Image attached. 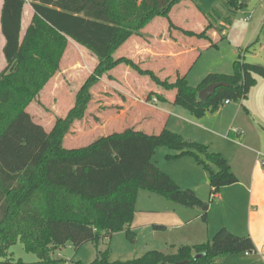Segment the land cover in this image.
Listing matches in <instances>:
<instances>
[{"label": "trees", "instance_id": "1", "mask_svg": "<svg viewBox=\"0 0 264 264\" xmlns=\"http://www.w3.org/2000/svg\"><path fill=\"white\" fill-rule=\"evenodd\" d=\"M0 1L6 62L0 73V264H28L9 257L10 248L18 242L38 255L39 262L33 264H66L54 258L55 251L69 245L77 252L87 244L111 241L118 233H126L134 242L132 224L140 190L198 209L207 223L210 203L195 191L182 189L153 157L166 147L176 153L169 158H193L210 173L212 199L239 180L230 163L208 146L168 129L156 135L126 130L80 149H66L63 141L73 124L85 118L92 88L120 65L150 77L166 91H175L174 104L195 118L217 111L226 101L244 100L256 85V77L264 78V66L239 58L232 75L210 74L192 87L187 77L179 76L174 83L163 81L132 60L114 56L132 37L142 36V30L156 18L166 19L170 31L211 42L207 33L217 28L216 10L208 15L207 29L197 34L178 28L170 18L175 6L193 0ZM242 1L223 0V7L234 12L243 7ZM27 4L34 17L22 35ZM70 41L88 50L98 65L78 91L73 108L48 132L33 120L28 108L59 72ZM220 83L228 86L219 87L203 105L199 92ZM108 252L98 251L91 264H224L230 256L254 254L256 247L251 237L223 228L208 243L182 246L174 254L150 251L133 261L111 262ZM196 255L203 256L194 260Z\"/></svg>", "mask_w": 264, "mask_h": 264}, {"label": "crops", "instance_id": "2", "mask_svg": "<svg viewBox=\"0 0 264 264\" xmlns=\"http://www.w3.org/2000/svg\"><path fill=\"white\" fill-rule=\"evenodd\" d=\"M221 2L223 3V0ZM242 4L243 7L237 11L226 10L224 20L216 17V22L214 23H216L217 28L207 33L211 42L185 37L177 30L170 31L169 22L166 19L167 23H162L161 28L160 25L156 28L161 29L159 33H151L149 29L155 24V20L159 19L156 18L142 30V36L132 37L114 56L116 59H130L141 66L142 69L151 70L156 74L151 68H144V62L142 61L144 56L162 55L163 53L159 51L161 48L167 49L169 56H178L180 48L187 45L185 47L189 48L188 50L193 53V57L187 60L185 67L178 68V65L173 67V82L179 76L187 77L188 79L193 67L202 58L203 54L211 50L220 51L222 49L223 51H220V54L224 56V61L207 70L208 72L204 74L205 76L207 74L232 75L234 73V64L239 58L249 64L264 66V23H260L261 17L259 18L261 14H264V0H243ZM2 6L3 2L0 1V12ZM177 6L173 8L170 15L171 21L175 26L197 34L207 29L210 23L208 15L212 12L207 13L193 5L194 11L191 13L197 17L200 23H182L183 20L180 23L172 17L173 11ZM247 8L250 13L246 12L245 19H252L251 23H232L233 19ZM28 10L30 15L27 17ZM259 12L261 13L259 14ZM33 17V9L30 4H27L23 18L22 35L25 34ZM0 38V55L2 54L4 57L5 40L1 34V28ZM227 41L228 45L226 44ZM212 44L215 46H212ZM76 45L79 46L78 44ZM251 45L254 46L251 47ZM125 47H127L126 54L117 57ZM81 48L86 50L83 47ZM171 59L177 60L179 57ZM95 61L98 65L96 58ZM5 67L4 58L0 73ZM128 68L125 67V72L130 69ZM112 74L109 73L108 78ZM122 82L124 84L122 85V87L124 86L122 90H112H114V95L118 98L116 106L122 112L124 119L130 117V122L124 126V131L134 130L149 135H156L169 128L168 121H170L169 118L172 115H176L177 118L182 117L183 119L181 120L184 124L180 126L173 125L169 130L181 135L188 141L208 145L212 151L220 153L230 163L233 173L239 180L235 185L222 188L220 193L214 197L209 209L210 213L208 212L207 223L202 220L201 211L198 209L186 208L171 202L163 196L148 191H141L143 192L142 194H146L142 197V203H145L143 213L147 215L157 213V215H154L156 217L148 216L142 218L138 217L139 212L136 211L132 224L133 230L142 229V232L146 233L147 237L150 238V241L146 244L149 249L148 252L159 251L165 254H174L182 246L206 244L219 230L226 228L236 235L251 237L255 244L256 252L251 255L230 256L225 260L224 264H264V78L256 77V85L241 102L224 103L220 109L215 112H208L202 118H195L181 106L178 107L182 109H178L177 105L174 104L175 91H166L156 85L157 89L155 91L146 90L141 93L135 88L137 86L136 82L135 84L128 80ZM50 83L51 81L40 93L39 97H41V100L44 97H49L50 88L53 87H51ZM53 94L60 96L59 92ZM151 94L159 96V98L155 96L152 98L158 100L157 106L148 103ZM160 96L165 100H162ZM143 101L147 103H143ZM162 103L164 105L163 109L159 107ZM148 110L151 115L155 114L158 117L157 122L147 120L148 117L145 114L148 113ZM30 114L32 116V113ZM116 114L118 115V113ZM32 118L33 120L35 119L33 116ZM36 123L42 125L39 121H36ZM231 128H235L240 132L239 137L230 135ZM156 156L157 152L153 157V162L180 187H189L195 191L198 197L204 201L207 200L210 189L209 174L193 158H179L174 163L177 166H183V168L182 170H177L176 167L174 168L175 165L173 163L164 161L162 158L156 160ZM139 200L140 197L137 198L136 207ZM240 200H242L241 203H239ZM237 209L243 210L240 218L232 216V213L237 211ZM88 245L91 244L86 246ZM92 245L96 246V244ZM68 247L71 248L69 245ZM98 249L97 251H100Z\"/></svg>", "mask_w": 264, "mask_h": 264}, {"label": "rangeland", "instance_id": "3", "mask_svg": "<svg viewBox=\"0 0 264 264\" xmlns=\"http://www.w3.org/2000/svg\"><path fill=\"white\" fill-rule=\"evenodd\" d=\"M193 5L201 8L203 11L209 13L213 10L218 13V18L220 17L222 20L226 17V10L223 7V3L221 0H194L192 2H184L181 5L177 6L174 11L172 17L181 23H200L197 20V17L194 16L191 12H193ZM248 8L240 12L238 16L233 19L232 23H251L252 19H245L246 12ZM250 13V11H248ZM261 12H259L260 14ZM30 15L28 10L27 17ZM260 23H264V14L260 15L259 18ZM244 20V21H243ZM155 24L152 28L149 29V32L155 33L161 30L162 23H167V21L163 18L156 19ZM160 25L159 29H156ZM1 43V38H0ZM184 43V42H182ZM181 43V45H182ZM228 45V41L226 42ZM225 44V45H226ZM187 46V45H185ZM182 47L179 50L178 56H169L167 49H160L162 55L156 56H144L142 61L144 62V68H151L156 72V75L161 79H165L171 83L173 82L174 74L173 67L178 65V68L185 67V64L188 59L193 57V53L189 51L188 47ZM220 51H223L222 49ZM220 51L211 50L210 52L204 53L202 58L198 61V63L193 67L191 71L188 82L191 86L197 87L201 81L208 75L206 72L211 67L218 65L221 61H224V56L220 54ZM127 52V47L123 48L120 54L117 57L123 56ZM193 52V51H192ZM225 53V52H224ZM116 55V54H115ZM179 59L174 60L171 58ZM4 62V57L0 55V67ZM97 66L95 58L92 54H90L87 50H83L81 47L77 46L74 42L70 41L68 43L67 50L63 56L60 70L56 74V76L51 80V87L49 97H44L41 100L36 99L35 102L31 104L28 108V112L32 113V116L35 118L34 121H39L42 123L46 131L51 130L54 127L58 118H64L67 116L70 109L74 106L76 94L81 87V85L86 81L88 76L93 72L94 68ZM123 65L118 66L113 70V73L110 78L108 75L104 76L102 82L92 88L91 90V102L88 105V109L86 112V116L83 120L77 121L73 124L70 132L65 136L63 141V147L66 149H80L83 147H87L92 144L98 138L107 136L114 132L119 133L124 131V126L129 124L130 117L124 119V116L120 109L117 108L116 102L118 98L114 95V90L123 89L122 85L124 80H128L135 84L137 91L144 93L146 90H156L157 87L150 77L142 76L138 72L132 70H126ZM141 67V66H140ZM142 68V67H141ZM125 72V73H124ZM131 75V76H130ZM161 79V80H162ZM169 79V80H168ZM164 81V80H163ZM119 83V84H118ZM156 87V88H155ZM160 87V86H158ZM162 88V87H161ZM114 89V90H112ZM163 89V88H162ZM165 90V89H164ZM59 92L60 96H55L56 93ZM155 97L159 98L158 95L153 94ZM57 97V98H55ZM150 97V96H149ZM145 101H143L144 103ZM147 103V102H145ZM161 109L164 108L163 103L159 106ZM178 107V106H177ZM178 109H182L181 107ZM118 113V115L116 114ZM148 118L147 120L150 122H157L158 117L151 115V112L148 110V113L145 114ZM180 118V119H179ZM177 118L176 115H172L168 121V130L172 128L173 125H183L182 117ZM170 122V123H169ZM40 124V123H39ZM193 142V141H191ZM196 143V142H195ZM201 144V143H199ZM205 145V144H202ZM208 146V145H206ZM210 152H214L208 146ZM157 159H163L164 161L173 163L177 170H182L183 166H177L175 161L177 159L169 158V156L175 155V151L170 150L166 147H161L158 149ZM204 170H206L204 168ZM209 173L208 170H206ZM210 181V176H209ZM182 188V187H181ZM182 189H191L189 187H185ZM192 190V189H191ZM143 191V190H142ZM194 191V190H193ZM211 187L209 189L208 197L205 202L210 203L214 201L211 196ZM141 190L139 191L138 197H140L138 206L136 207V211L138 213V217H156L155 214L147 215L143 213L145 210L143 208L144 202L142 203V194ZM137 197V198H138ZM200 198V197H199ZM201 199V198H200ZM203 200V199H201ZM204 201V200H203ZM216 201V200H215ZM146 202V201H145ZM242 200L239 201L241 203ZM246 209V207H244ZM243 211V210H242ZM241 209H237V211L232 213V216H236L237 218L241 217L243 214ZM210 213V212H209ZM231 215V214H230ZM136 233V238L134 242L128 240L126 233H118L113 236L112 241H108L102 243L101 245H88L83 246L77 252L71 247L66 246L65 248L58 249L54 253V258L62 260L64 263L70 264L71 262H82L83 264H91L97 258L98 250L107 251L108 259L111 262H128L141 258L145 253L148 252L147 243L150 241V238L147 237V234L142 232V229L133 230ZM233 233V232H232ZM234 234V233H233ZM236 235V234H235ZM241 236V235H237ZM99 246V247H97ZM164 248V247H160ZM9 257L15 261H23L28 264H33L39 262V257L36 253L28 252L24 245L21 242H18L14 246L10 248Z\"/></svg>", "mask_w": 264, "mask_h": 264}, {"label": "water", "instance_id": "4", "mask_svg": "<svg viewBox=\"0 0 264 264\" xmlns=\"http://www.w3.org/2000/svg\"><path fill=\"white\" fill-rule=\"evenodd\" d=\"M221 86H228L226 83H220V84H212L208 86L207 88L201 90L198 94V100L203 104L206 105L208 100L215 94L216 90L221 87ZM203 255H196L194 257V260H197L199 258H202ZM188 262H181L177 264H187ZM162 264H167V263H162Z\"/></svg>", "mask_w": 264, "mask_h": 264}, {"label": "built area", "instance_id": "5", "mask_svg": "<svg viewBox=\"0 0 264 264\" xmlns=\"http://www.w3.org/2000/svg\"><path fill=\"white\" fill-rule=\"evenodd\" d=\"M148 103H151L153 106H157V104H158V100L157 99H152L150 102H148ZM230 102L229 101H226L225 102V104H229ZM230 135H234V136H236V137H239V135H240V132L237 130V129H235V128H231L230 129ZM246 255H248V254H246Z\"/></svg>", "mask_w": 264, "mask_h": 264}]
</instances>
